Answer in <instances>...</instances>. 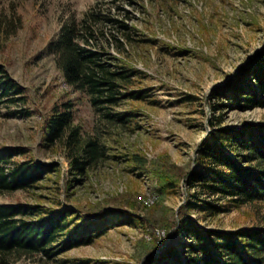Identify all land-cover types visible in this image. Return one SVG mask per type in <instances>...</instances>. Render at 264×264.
<instances>
[{
  "label": "rangeland",
  "instance_id": "374dc122",
  "mask_svg": "<svg viewBox=\"0 0 264 264\" xmlns=\"http://www.w3.org/2000/svg\"><path fill=\"white\" fill-rule=\"evenodd\" d=\"M100 1H103L100 3ZM99 3L102 17L123 18L130 11L128 23L138 34L152 36L157 42L135 54L138 67L145 73L142 88L146 102L135 111L134 129L123 133L114 144L119 160H108L87 177L72 174L64 152L46 150L42 144V116L70 92L63 76L47 50L62 25L72 15L83 14ZM142 6L116 0H2L7 13L14 9L21 15L23 26L9 38V71L27 87L36 110L27 114L20 103L0 105V152L23 146L45 164H56L59 174L51 175L35 192L17 191L0 196V203L44 202L47 206H63L81 212L85 221L97 218L114 208L126 207L121 197L136 198L144 228L138 221L123 218L93 244L71 250L59 262H47L42 256L23 258L15 264H147L155 251L151 233H164L165 223L177 216L189 199L184 183L170 194H161L156 173L160 159L193 171L196 150L212 130L237 128L245 123L264 121V107L243 110L217 90L234 79L239 69L264 46V0H182L160 4L140 0ZM120 7V8H117ZM106 35L118 34L112 25H101ZM114 55L117 51L112 50ZM1 60V55H0ZM74 93L71 97H78ZM79 105V122L85 129L95 123V113L85 97ZM129 110L126 105L119 111ZM214 123V125H212ZM88 131V130H87ZM147 157L145 166L137 169L130 159ZM82 179L81 182H74ZM199 191L196 187L191 192ZM43 197L39 199V197ZM154 202L150 203V198ZM222 214L199 218L209 229L234 232L239 229L264 231V203L229 207ZM154 212L155 226L148 223L149 210ZM180 243L181 239L176 240ZM65 261V262H63Z\"/></svg>",
  "mask_w": 264,
  "mask_h": 264
},
{
  "label": "trees",
  "instance_id": "16d2710c",
  "mask_svg": "<svg viewBox=\"0 0 264 264\" xmlns=\"http://www.w3.org/2000/svg\"><path fill=\"white\" fill-rule=\"evenodd\" d=\"M116 1L143 7L140 0ZM154 1L167 5L182 0ZM98 6L99 3L86 11L82 18L72 15L48 44L47 50L71 91L42 111L35 107L27 87L9 71L8 40L20 31L23 20L14 9L7 13L0 0V105L23 104L29 115L32 110H39L43 148L64 152L72 174L82 178L108 160L120 159L113 146L123 133L135 128V111L147 100L142 88L146 75L138 67L135 54L157 42L147 34H141L143 39L134 37L138 30L128 23L130 11L124 7L123 18H118L102 17ZM105 24L114 26L119 33L106 35L101 27ZM112 50L118 54L114 55ZM216 92L243 110L264 107V46L233 80ZM74 93L79 96L71 97ZM80 97H85L95 113V123L88 126V131L79 122V105L83 102ZM128 104L129 110L119 111ZM196 153V168L191 172L167 157L160 159L156 173L159 192H176L184 183L189 199L177 216L165 223V234H150L155 251L147 264H264V231L209 229L190 214L217 216L227 210L221 204L223 201H229V207L264 203V121L214 129ZM130 160L137 164V169L147 163L144 155L134 154ZM59 172L58 165L39 161L26 147L7 148L0 152V196L17 191L35 192ZM193 187L199 191L192 193ZM121 199L126 207L114 208L89 221L81 217V212L60 202L53 206L40 201L0 203V264H15L38 255L47 262H59L71 250L93 244L123 218L138 221L144 228L136 198ZM157 208L154 205L148 212V223L153 226ZM179 238L180 243L176 241Z\"/></svg>",
  "mask_w": 264,
  "mask_h": 264
},
{
  "label": "built area",
  "instance_id": "2783aa9c",
  "mask_svg": "<svg viewBox=\"0 0 264 264\" xmlns=\"http://www.w3.org/2000/svg\"><path fill=\"white\" fill-rule=\"evenodd\" d=\"M149 200H150V203H153L154 202V197H151ZM157 234H159V233H157Z\"/></svg>",
  "mask_w": 264,
  "mask_h": 264
}]
</instances>
